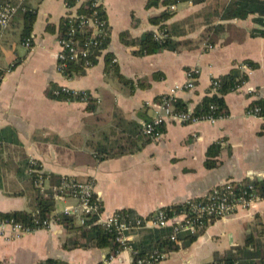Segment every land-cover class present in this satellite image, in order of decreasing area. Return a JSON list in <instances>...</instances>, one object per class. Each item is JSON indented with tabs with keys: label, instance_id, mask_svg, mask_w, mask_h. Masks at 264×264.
<instances>
[{
	"label": "crops",
	"instance_id": "obj_1",
	"mask_svg": "<svg viewBox=\"0 0 264 264\" xmlns=\"http://www.w3.org/2000/svg\"><path fill=\"white\" fill-rule=\"evenodd\" d=\"M6 1L0 0V4ZM22 1L37 8L38 17L32 49L21 42L22 23L0 32V66L11 68L0 86V130L16 131L26 154L41 163L42 172L93 181L103 218L122 210L150 216L163 208L205 198L227 181L264 177V119L246 115L254 101L264 99V37L251 36L253 30L260 29L255 16L223 21L225 29L216 44L206 46L199 41L206 26L196 16L209 13L218 1L179 2L174 10L170 7L175 15L168 24L177 25L184 33L175 39L190 40V44L178 52L139 57L134 55L135 49L121 42L120 35L127 32L135 39L157 31L150 19L165 7L148 8L150 0H103L108 48L84 76L68 80L57 69L59 24L68 13L66 1ZM190 19L193 28L187 25ZM106 54L113 56L121 75L134 82V91L113 72H106ZM244 61L258 67L243 69L249 71V81L225 97L227 118L196 124L167 121L160 140L135 154L98 161L91 151L90 142L118 134L115 113L143 126L158 114L161 98L176 86H184L188 72L198 69L195 89L177 95L194 109L205 96L214 94L210 90L214 79L228 74L236 64L244 66ZM56 87L86 92L95 100L96 111H89L88 103L75 96L52 98L49 92ZM214 144L220 146L216 156L220 165L209 169L207 155ZM32 193L27 173L8 174L0 189V212L30 210ZM57 200L61 201L59 213L77 204L73 198ZM260 223L264 225V200L217 220L191 247L168 253L160 264H213L231 248L243 246L248 231L262 229ZM138 237L131 234L128 239ZM68 238L63 226L56 223L20 237H14L9 228L5 234L0 231V264H41L47 259L100 264L107 259L109 249L66 250ZM132 260L133 254L124 250L111 264H131Z\"/></svg>",
	"mask_w": 264,
	"mask_h": 264
},
{
	"label": "trees",
	"instance_id": "obj_2",
	"mask_svg": "<svg viewBox=\"0 0 264 264\" xmlns=\"http://www.w3.org/2000/svg\"><path fill=\"white\" fill-rule=\"evenodd\" d=\"M65 1L68 9L76 8L75 12L78 17H89L95 12H98L100 18L107 19L103 6H95V0H85L80 5H78L79 0ZM185 1L186 0H150L147 5L148 8L159 7L160 5L165 7L164 11L150 19L151 24L157 27V31H148L142 37L135 39L132 38L129 33L123 32L120 35L121 42L126 47L135 49L134 55L139 57L150 56L164 51L178 52L184 45L190 44V40L181 42L175 39L174 36L183 35L184 33L182 30L177 29V25H169L168 21L175 15V13L170 10V7ZM217 1V7H211L209 13L203 16H196L198 19L202 18L201 23L206 26V30H204L199 40L201 44L206 46H214L216 44L219 34L225 29L224 25L221 24L223 21L246 20L250 16H255V22L260 26V29L251 32V36L264 37V0ZM202 2H204V0H195L194 4H200ZM2 4H11L17 8L16 14L10 25L22 23L21 42L25 43L30 39L32 44V35L38 17V9L22 0H7ZM2 4H0V6H3ZM69 21L70 18L66 16L61 19L59 24V36L66 35ZM188 21L189 23L187 22V25L193 28V19ZM0 32H2L1 29ZM158 33H161L164 37H157L156 34ZM89 36V31L78 29L75 34V40L78 46L82 47ZM109 42L110 38L108 36L100 48L91 49L87 59H79L75 62L68 63L64 76L68 80L84 76L90 67L98 63L99 57H101L104 50L108 48ZM105 58L107 65L106 72H113L123 85L134 91V82L121 75L118 67L113 62V56L111 54H106ZM242 65L250 71H254L258 67V64L251 61H244ZM242 67L241 64H236L228 74L216 79V81H218L217 86L212 84L210 87V90L213 91L214 94L205 96L203 100L192 109L193 117L203 118L210 116L216 120H220L229 116L225 97L229 93L235 92L242 87L250 78L249 71L245 72ZM145 86L147 85H141V87ZM49 94L52 98L57 99L62 97L72 99L74 97L71 93L64 92L63 88H53L50 90ZM77 98L79 100L81 99L80 96ZM87 103L89 111H96L95 100L90 98V95L87 98ZM251 106L260 107L264 113V99L254 101ZM175 108L180 112H188L190 110L188 104L179 98H175ZM114 118L118 134L113 136V138L109 135H105L101 141L89 143V147L97 156L98 161L138 153L142 151L148 143L153 141L150 137L143 134L142 127L139 124L127 121L118 113L114 114ZM160 132L164 134L165 126L161 128ZM219 151L220 146L217 144H214L209 149L206 161V166L209 169H214L220 165L219 161L216 160ZM42 170L43 167L41 163L30 158L26 154L23 145L17 137L16 131L0 130V189H3L4 180L7 179L8 174L15 173L16 175H22L25 172L29 176L30 191L33 192L31 195L32 201L30 210L0 212V224L14 219L25 227L33 228L38 227L37 223H43L46 220L53 219L56 224L63 226L69 235V238L64 243V248L66 250L109 249L107 259L117 257L123 252L125 246L117 241L116 232H111L99 222V213L86 216L84 224H79V220L75 216H68L57 212L55 208L57 198L53 191V187L60 185L64 181H71L74 179L52 173H44ZM41 180L49 182V187L47 189L43 190L38 186ZM243 183L246 184L247 182L244 181ZM252 184L263 198L264 180L260 181L254 179ZM94 198L95 201L102 206V202L96 194ZM184 207L185 205H176L163 208V210L169 215H172L175 212H181ZM118 213L121 217L127 219L137 220L140 218V216L132 210H122ZM100 214H103V206L100 210ZM216 221L217 220L206 221L205 229L201 233L198 235L183 234L179 237L177 242L171 241L172 228L167 227L137 232L139 235L138 239H128L127 244L131 245L133 248V259L135 261L139 258L147 257L157 250L163 253L178 252L182 249L191 247L197 239L204 234L206 229ZM128 235H131V233H128ZM215 261L224 262L226 264H264V225L262 224V229H251L248 231L243 246L231 248L222 257H216ZM41 264L69 263L59 259H47ZM100 264H104V262Z\"/></svg>",
	"mask_w": 264,
	"mask_h": 264
},
{
	"label": "built area",
	"instance_id": "obj_3",
	"mask_svg": "<svg viewBox=\"0 0 264 264\" xmlns=\"http://www.w3.org/2000/svg\"><path fill=\"white\" fill-rule=\"evenodd\" d=\"M85 0H79L80 5ZM195 0H186L188 4L193 5ZM103 0H95L94 5L102 6ZM174 10V6L171 7ZM66 17L70 18L68 23V30L65 36H58V44L60 51L57 55V69L64 75L68 63L75 62L79 59H87L92 48H100L104 40L109 36V25L107 19H102L95 12L92 16L78 17L74 9H68ZM17 8L11 4L0 6V29L5 31L9 28L11 21L16 14ZM72 13V14H70ZM78 29L87 30L90 32L89 38L82 47L78 46L75 40V34ZM157 37L163 38L161 33L156 34ZM24 46L32 49L31 40H27ZM244 70H248L245 66ZM11 68L5 69L0 66V86L6 73L10 72ZM199 70L193 69L188 72V81L184 86H176L171 89L169 94L161 98L159 104V112L155 118L143 124V134L150 137L153 141H158L162 137L161 128L167 121H174L179 124H196L199 122L215 123L217 120L212 117H193V110L188 112H180L175 108V98L179 92L185 90H194L198 79ZM212 84L217 86L218 81L213 80ZM66 93H71L73 96H80L84 102H87L88 94L86 92L72 91L68 88H63ZM247 116L264 119V113L258 106H251L247 109ZM258 180L263 181V178ZM252 182L249 180L246 184L243 182L227 181L220 187L214 189L207 197L189 200L182 205H185L181 212H175L169 215L165 210L160 209L151 216L140 217L137 220L127 219L121 217L118 212H115L107 218H103L100 214L102 206L95 201V191L93 181H64L58 186L53 187L57 199L73 198L77 201L75 207L66 209L63 214L68 216H75L81 224H84L85 217L88 215L99 213V222L102 223L111 232H116L117 241L121 243L124 250H128L133 254V248L127 244L128 233L137 234L142 230H152L161 228H172L171 241L177 242L179 237L183 234L198 235L206 226V221L220 220L235 213L249 209L254 203L264 200L260 193L254 188ZM47 183V185H46ZM38 186L45 190L49 187L48 181L41 180ZM38 227H25L23 224L16 222L14 219L5 221L0 224V231L5 234L9 228L14 237L24 236L42 229H49L55 221L46 220L43 223H37ZM168 256V253L155 251L151 255L132 260L131 264H160ZM114 257L106 259L104 264H111ZM213 264H226L224 262L214 261Z\"/></svg>",
	"mask_w": 264,
	"mask_h": 264
},
{
	"label": "rangeland",
	"instance_id": "obj_4",
	"mask_svg": "<svg viewBox=\"0 0 264 264\" xmlns=\"http://www.w3.org/2000/svg\"><path fill=\"white\" fill-rule=\"evenodd\" d=\"M67 199H71V198H67ZM60 202L61 201H59V200H56V206H55V208H56V210H60L61 209V207L59 206V204H60ZM254 229H256V228H254ZM242 236V235H241ZM241 236H240V238H241Z\"/></svg>",
	"mask_w": 264,
	"mask_h": 264
}]
</instances>
